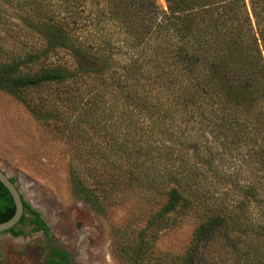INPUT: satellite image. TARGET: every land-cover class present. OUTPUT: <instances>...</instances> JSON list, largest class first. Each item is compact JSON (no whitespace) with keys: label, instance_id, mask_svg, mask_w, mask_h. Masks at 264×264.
Returning a JSON list of instances; mask_svg holds the SVG:
<instances>
[{"label":"trees","instance_id":"1","mask_svg":"<svg viewBox=\"0 0 264 264\" xmlns=\"http://www.w3.org/2000/svg\"><path fill=\"white\" fill-rule=\"evenodd\" d=\"M4 1L45 22L44 56L61 49L67 59L32 74L20 73V66L40 52L6 64L0 88L17 96L27 87L71 81L78 89L67 92L68 106L105 138L103 156L107 150L126 159L130 175L138 179L135 170L146 172L148 184L165 195L153 218L192 210L203 218L172 264H192L200 242L216 227L236 224L246 232L250 225L236 220L250 200L264 215V0H249L250 11L246 0H166L168 11L155 0ZM87 78L94 83L84 92ZM249 143L260 180L233 186L242 196L236 218L226 191L213 197L206 185L208 177L222 175L221 147ZM74 174L72 186L81 190ZM83 200L103 209L92 193ZM14 211L0 182V222ZM258 228L264 232L261 223ZM47 264L69 260L53 248Z\"/></svg>","mask_w":264,"mask_h":264},{"label":"rangeland","instance_id":"2","mask_svg":"<svg viewBox=\"0 0 264 264\" xmlns=\"http://www.w3.org/2000/svg\"><path fill=\"white\" fill-rule=\"evenodd\" d=\"M246 3L250 11L249 0ZM155 4L168 11L166 0H155ZM44 25L30 10L0 0V67L38 52V59L24 62L20 73L32 74L42 66L66 62L67 53L61 49L43 55ZM114 56L122 58L121 53ZM84 81L85 92L94 82ZM77 89L71 81L27 87L17 96L0 88V167L15 179L26 199L43 211L55 243L72 252L73 264H172L186 250L203 218L193 210L153 218L165 195L148 184L146 172L135 170L138 179L130 175L126 159L107 150L103 156L105 138L68 106L67 92ZM250 144L221 147L223 162L218 168L222 175L219 180L208 177L206 185L213 197L226 191L225 202L233 207L236 218L241 214L242 196L233 186L260 180ZM71 173L79 178L81 190L72 186ZM84 193L97 196L103 209H93L83 200ZM248 203L245 214L236 220L250 225L246 232L236 230V224L216 227L200 242L192 264H264V232L258 228L259 223L264 225V215L253 200ZM40 243L37 232L16 238L0 233V264H44Z\"/></svg>","mask_w":264,"mask_h":264},{"label":"flooded vegetation","instance_id":"3","mask_svg":"<svg viewBox=\"0 0 264 264\" xmlns=\"http://www.w3.org/2000/svg\"><path fill=\"white\" fill-rule=\"evenodd\" d=\"M11 180L15 181L14 178H12L10 176ZM17 188L20 189V187L17 185ZM21 191V189H20ZM21 195L24 198L23 201V214L22 216H24V218H20V220L18 221V223L16 225H14L13 227H15V230H21L20 234L18 235H14V233L12 231L6 230V231H2L5 233H10V235L14 238L19 237L21 235H25V233L27 232H37L40 234L41 237V249L43 251V254L45 256L44 259V264H47V259H49L52 255V249H58L61 252L65 253L68 257L69 260V264H73L75 257L72 255V252L70 250H68L65 246H62L61 242L59 243H55V237L53 236V229H52V225L49 223L48 218L46 217V215L43 213V211L35 206L32 205V203H30L26 197L24 196L23 192L21 191ZM28 205V206H25ZM34 211L39 213V218L43 221L44 226L39 227V223L36 222L34 219L36 218V215L33 213ZM23 219V220H21ZM80 226V224H79ZM0 232V233H2ZM3 253L1 251L0 248V261L3 260ZM58 259H60L58 257ZM21 264V263H18Z\"/></svg>","mask_w":264,"mask_h":264},{"label":"water","instance_id":"4","mask_svg":"<svg viewBox=\"0 0 264 264\" xmlns=\"http://www.w3.org/2000/svg\"><path fill=\"white\" fill-rule=\"evenodd\" d=\"M0 182L7 188L11 194L15 211L13 215L6 221L0 222V232L6 231L16 225L23 214V201L24 198L21 195V191L17 188L16 183L11 180L10 176L0 167Z\"/></svg>","mask_w":264,"mask_h":264}]
</instances>
